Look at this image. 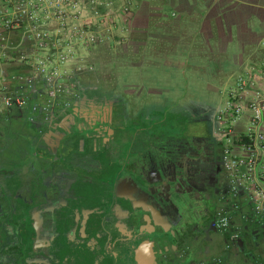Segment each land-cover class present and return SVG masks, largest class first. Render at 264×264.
<instances>
[{
  "label": "flooded vegetation",
  "instance_id": "flooded-vegetation-1",
  "mask_svg": "<svg viewBox=\"0 0 264 264\" xmlns=\"http://www.w3.org/2000/svg\"><path fill=\"white\" fill-rule=\"evenodd\" d=\"M116 74L0 114V264H255L219 120L145 128Z\"/></svg>",
  "mask_w": 264,
  "mask_h": 264
},
{
  "label": "crops",
  "instance_id": "crops-1",
  "mask_svg": "<svg viewBox=\"0 0 264 264\" xmlns=\"http://www.w3.org/2000/svg\"><path fill=\"white\" fill-rule=\"evenodd\" d=\"M108 15L110 27L93 30L102 37L100 42L75 46L76 58L67 69L61 94L75 93L117 71L116 75L125 76L128 109L141 118L143 127H152L155 117L161 118L160 126H167L169 116H179L173 111L191 103L186 113L209 132V123L218 121L239 77L250 69L259 71L256 86L264 91V0H113ZM3 53L0 94L5 83L9 95L26 98L33 105L28 107L33 113L51 88L33 72L40 54L33 31L23 28L10 34ZM22 110L12 107L0 114ZM253 118L246 109L232 127L234 151L239 156L245 152L237 140L246 137ZM259 129L264 132V121ZM220 131L227 147L228 138ZM261 163L264 166V153ZM226 176L231 193V178ZM232 195L238 231L248 232L251 238L264 232V218L258 215L252 194L240 189ZM255 264H264V253Z\"/></svg>",
  "mask_w": 264,
  "mask_h": 264
},
{
  "label": "built area",
  "instance_id": "built-area-1",
  "mask_svg": "<svg viewBox=\"0 0 264 264\" xmlns=\"http://www.w3.org/2000/svg\"><path fill=\"white\" fill-rule=\"evenodd\" d=\"M112 5L113 0H0V59L10 34L23 28L32 30L40 53L32 65L34 75L51 86L47 96L55 98L63 91V79L68 77L67 69L75 61V46L101 41L102 37L93 30L98 27L106 31L110 27L108 11ZM53 49L59 51L52 52ZM25 59L24 56L20 57L21 62ZM261 74L250 69L246 75L238 78L218 120L228 138L225 169L231 178L232 192L237 193L240 189L250 192L258 215L264 218V189L261 185L264 183V166L261 163L264 132L259 129L264 121V91L256 86L257 76ZM28 81L33 82L32 79ZM1 88L0 111L26 107V98L9 95L5 83ZM250 95L252 97L246 103ZM37 108H33V111ZM246 109L254 114V118L246 137L237 140L245 152V155L239 156L234 151L232 127ZM228 223L227 217L220 220L223 228Z\"/></svg>",
  "mask_w": 264,
  "mask_h": 264
},
{
  "label": "rangeland",
  "instance_id": "rangeland-1",
  "mask_svg": "<svg viewBox=\"0 0 264 264\" xmlns=\"http://www.w3.org/2000/svg\"><path fill=\"white\" fill-rule=\"evenodd\" d=\"M189 107H192V104L191 103L182 104V106L179 108V110L173 111V114H176L177 113V114L181 115L185 109L186 110L191 109ZM193 112H194V110H193ZM189 115L190 114H188V116ZM172 121H173L174 124H176L177 128L179 129L180 128V126H179L180 124L177 123V120L175 121L174 119H172Z\"/></svg>",
  "mask_w": 264,
  "mask_h": 264
},
{
  "label": "water",
  "instance_id": "water-1",
  "mask_svg": "<svg viewBox=\"0 0 264 264\" xmlns=\"http://www.w3.org/2000/svg\"><path fill=\"white\" fill-rule=\"evenodd\" d=\"M200 129H202V128H198V130H200ZM231 194H233L232 192H231ZM234 196V195H233ZM237 208V206L235 207V209Z\"/></svg>",
  "mask_w": 264,
  "mask_h": 264
}]
</instances>
